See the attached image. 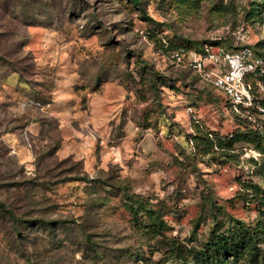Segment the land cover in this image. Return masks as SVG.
Masks as SVG:
<instances>
[{
  "label": "rangeland",
  "instance_id": "1",
  "mask_svg": "<svg viewBox=\"0 0 264 264\" xmlns=\"http://www.w3.org/2000/svg\"><path fill=\"white\" fill-rule=\"evenodd\" d=\"M205 42L264 64V0H0V264H176L264 222V140L208 146L233 111L172 57Z\"/></svg>",
  "mask_w": 264,
  "mask_h": 264
},
{
  "label": "trees",
  "instance_id": "2",
  "mask_svg": "<svg viewBox=\"0 0 264 264\" xmlns=\"http://www.w3.org/2000/svg\"><path fill=\"white\" fill-rule=\"evenodd\" d=\"M131 1L135 4L140 3V0ZM205 44L213 45V43L205 42L202 45V50ZM259 79L264 84V73L259 76ZM223 100L226 107L230 105L227 99ZM232 115L234 116L235 128L227 136H217L216 140L207 133L205 139L208 146H217L223 149L225 143H228L227 139L231 140L239 134L245 135L248 138H256L259 141L264 140V116L253 120L247 116L235 114L234 112ZM250 193L252 197L250 201L260 200L264 211V191L261 192L258 185H255ZM261 233L264 234V222L258 221L253 226H246L243 222H237L234 227L225 230L222 234L213 231L202 248H187L181 244H173L170 248L169 255L176 258V261L178 260L176 264H228L229 257L236 260L247 253L249 263L258 264ZM244 249L246 250L244 251Z\"/></svg>",
  "mask_w": 264,
  "mask_h": 264
},
{
  "label": "built area",
  "instance_id": "3",
  "mask_svg": "<svg viewBox=\"0 0 264 264\" xmlns=\"http://www.w3.org/2000/svg\"><path fill=\"white\" fill-rule=\"evenodd\" d=\"M206 47V48H205ZM178 63H185L221 90L235 114L255 119L264 116V106L255 104L252 76L264 73L263 59L250 46L226 48L205 44L203 50L178 49L172 52Z\"/></svg>",
  "mask_w": 264,
  "mask_h": 264
}]
</instances>
